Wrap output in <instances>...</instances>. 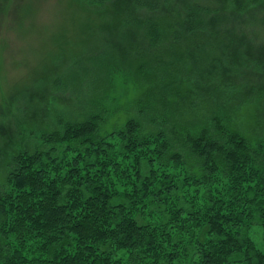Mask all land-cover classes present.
Instances as JSON below:
<instances>
[{
    "label": "trees",
    "instance_id": "1",
    "mask_svg": "<svg viewBox=\"0 0 264 264\" xmlns=\"http://www.w3.org/2000/svg\"><path fill=\"white\" fill-rule=\"evenodd\" d=\"M76 1L102 44L17 94V136L0 149V264H264V71L224 62L264 22V0ZM122 70L161 118L144 120L138 98L122 123L108 122L116 107L31 127L49 83L65 100Z\"/></svg>",
    "mask_w": 264,
    "mask_h": 264
},
{
    "label": "rangeland",
    "instance_id": "2",
    "mask_svg": "<svg viewBox=\"0 0 264 264\" xmlns=\"http://www.w3.org/2000/svg\"><path fill=\"white\" fill-rule=\"evenodd\" d=\"M79 3L76 0H0V149L9 150V146L5 145L3 141H8L9 137L13 139L17 136L18 129H13L11 125L13 121L17 122L19 100L17 98H20L17 94L22 93L44 73L62 78L69 70L73 56L80 54L85 56L92 46L102 44L100 32L97 31L98 27H79L80 18L85 14ZM249 26L252 27L249 28ZM249 26L237 35L240 40L243 37L246 40L235 44V51L225 54L224 62H236L239 58L251 65L255 61L261 65L264 71V22L262 24L249 23ZM65 53L68 57L63 56V61L62 55ZM59 59L61 60L60 68L56 65ZM235 71L237 72L238 68ZM251 74L255 75L256 72ZM51 83H49V90H54L51 88L53 85ZM53 90L51 96L62 95L55 92L56 89ZM78 90L87 93L85 99L77 98L76 91ZM76 91L72 94L68 91L64 92L63 94L67 95L65 100L50 99L48 94V113L41 120L34 119L37 126L31 125V127L40 130L47 124L55 123L59 117L66 118L73 112H81L79 117L88 114L104 113L108 115L116 107L120 108L113 114L114 116L108 117V122L114 121L116 118L119 123H122L125 118L122 105L131 103L133 106L132 102L138 98L137 109L142 111L140 115L144 120L161 118L164 114L162 113L163 109L153 108L144 103L140 104V100L148 102V99L145 100L142 96L133 98L136 94L131 87V79L128 73L123 70L113 74L110 71L109 74L101 75L93 89L81 87ZM66 101L69 103L64 106L63 102ZM78 107L80 109L76 110ZM252 107L253 105L247 107L248 111L241 114L242 123L237 115L236 122L239 119L238 122L242 129L250 126L249 112L253 111ZM71 108L75 110L72 111ZM104 110H108L109 113ZM84 111L85 113H83ZM147 123L145 122V124ZM10 144L12 145L13 142ZM251 237L259 246L261 231L252 230Z\"/></svg>",
    "mask_w": 264,
    "mask_h": 264
}]
</instances>
